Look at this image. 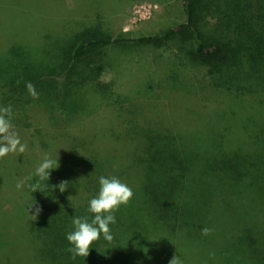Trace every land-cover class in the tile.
Segmentation results:
<instances>
[{
	"label": "trees",
	"instance_id": "trees-1",
	"mask_svg": "<svg viewBox=\"0 0 264 264\" xmlns=\"http://www.w3.org/2000/svg\"><path fill=\"white\" fill-rule=\"evenodd\" d=\"M36 1L41 4L48 0ZM94 1L97 9L88 10L84 15L73 12L68 15H61V12L50 13L55 21L53 29L50 26L47 31L26 28L17 34L6 33L9 34L7 36L0 33V56L5 50H9L11 54L19 45H33L36 41L48 44L61 36L60 40L64 42H57L55 47L61 50L52 58L53 65L57 63V71L52 69L53 65L43 70L40 67L34 69L37 60L30 49L27 52L20 50L13 59L16 61L29 56L35 62L27 69L29 73L23 74L26 68L20 72V67L13 61V73L21 81L0 74V107L9 104L12 106V124L31 126L30 111L34 105L38 106L33 103L25 87L26 82L22 80L24 75L35 77L31 83H35L36 91L43 98L64 96L68 89V94H72L66 100L68 105L59 102L48 106L75 111L81 103L73 91L81 90L80 85L87 84L93 78L98 79L105 65L100 55L104 49L124 45H152L162 48L176 41L184 56L207 67V77L211 75L214 78H224L218 80L209 77L228 91L238 93H235L237 97L241 96L238 98L247 95L243 97V101L252 102L256 111L251 117L253 129H244L242 146L233 148V152L229 150L226 154L202 159L206 164V171L212 178H228L226 175H229V171L237 178H264V0H159L161 3L172 1L171 6L176 9V16L175 20L172 19L156 34H135L123 28L113 30L107 19L113 9L109 5L105 6L106 9H98V0ZM85 2L90 3L88 0ZM8 3L9 0H0V5L7 6ZM78 3L80 5L82 2ZM19 5L25 12L23 4ZM32 10L31 13L36 18V7ZM41 10L43 14L38 13L37 18L49 13L48 7L41 6ZM64 10L71 11L65 7ZM2 18H6L5 14L0 15V20ZM59 24L63 26L62 30H58ZM97 56L100 60L98 62L95 59ZM245 62L249 66H245ZM51 79L61 81V86H46V82ZM69 79L72 86L64 87L65 80ZM249 88L255 90V95ZM182 92L169 91L158 99L133 98L111 104L106 115L97 114L88 121L98 122L97 127L84 126L77 134L68 130L62 134L65 137L63 147L52 148L49 144L48 148L54 150L50 157L59 159L60 162L57 169L50 170L49 180L40 182L43 192L37 190L32 193L28 185L34 184L38 178L33 175L35 171L26 169L22 171V175L33 177L21 190V195L26 199L19 203L16 200L8 202L4 196L0 198V264H6L1 261H7L11 256L24 255L28 245L36 248L41 242L39 256L50 254V259H55L59 254L62 258L66 257V264L68 261L73 262L67 251L71 245L66 240V233L73 230L71 221L74 216H87L90 220L93 218V214L88 212V206L90 199L98 194L100 176L118 177L134 192L129 203L121 205L115 212L116 223L110 225L115 238L118 237V228L122 225L127 227V219L140 212L146 214V219L157 223L168 214L193 209L192 201L188 198L179 196L177 200L171 193V187L179 179L192 176L188 157L192 148L186 147L182 137L192 136L191 139H194L195 132H202L209 140L212 139L213 144L221 146L225 143L211 130L216 131V125L208 129L210 118L203 108L202 99L199 101L197 97L198 100L192 101L191 112L183 106L188 94ZM260 93L262 95L257 97ZM69 116L68 119H71V114ZM87 117L89 115L81 117V121L86 123ZM194 119L196 121L192 123ZM200 122H207L205 128ZM173 123L176 125L173 126ZM38 133L42 135L41 130ZM52 139L57 140L58 136L53 135ZM198 143L199 140L194 139L195 147ZM170 174L174 177L171 181L167 180L168 184H157L150 180L157 178L163 181L162 178H169ZM61 181L69 182L63 193L52 187ZM140 192L144 195L138 202L137 198L141 195L137 194ZM33 202L42 209L34 221L30 216L34 207L28 211ZM52 224L54 227L48 230V226ZM100 238H103L102 234ZM189 241L195 250H201L209 244L200 229L194 230ZM23 244L26 245L17 247L19 251H16L14 246ZM181 250L176 255L183 264L204 263L201 258L197 262L191 261L184 249ZM195 253L207 255L206 252ZM216 254L223 260L231 261L233 259L230 256L235 252L225 249ZM144 262L142 257L139 263Z\"/></svg>",
	"mask_w": 264,
	"mask_h": 264
},
{
	"label": "rangeland",
	"instance_id": "rangeland-1",
	"mask_svg": "<svg viewBox=\"0 0 264 264\" xmlns=\"http://www.w3.org/2000/svg\"><path fill=\"white\" fill-rule=\"evenodd\" d=\"M9 1L7 6L0 5V15L5 14L6 17L0 20L2 26L0 33L5 36L9 35L6 33L17 34L26 28L47 31L50 26V29H53L55 21L49 15L52 12L54 14L61 12V15H68L70 12L84 15L88 10L97 9L94 0L93 2L88 0L91 1L88 4L85 2L87 0H48L41 4L36 0ZM78 1L82 3L79 5ZM98 3V9L107 5L113 9L107 19L110 20L109 27L115 31L123 28L135 34H156L172 22V19L175 20L176 16V9L171 6L172 1L161 3L159 0H98ZM19 4H23L25 12L20 9ZM41 6L48 7L49 13L37 18L38 13L43 14ZM34 7L36 18L31 13ZM64 7L71 11L66 12ZM62 28L63 26L59 24L58 30ZM60 38L48 44L36 41L33 45H19L11 54L9 50H5L6 52L0 56V74L21 81L12 70L13 59L20 50L24 52L33 50L32 54L37 60L34 69L50 68L53 65L52 58L61 50L55 47ZM60 42L64 43L61 40ZM100 55L105 65L98 79L93 78L87 84L80 85L81 90L73 91L81 103L77 110L48 106L59 102L68 105L66 100L72 95L68 94V89L64 96H52L49 99L43 98V95H39L38 99L31 97L33 103L38 104L30 111L31 126L13 125L21 142L27 146L25 152L9 153L0 158V198L4 196L8 202L16 200L22 203L26 198L21 195L22 189L16 188L18 180L24 178L22 171L26 169L35 171L45 154L49 156L53 154L54 150L48 148L49 144L53 146L52 148L63 147L65 137L62 134L68 130L72 134H77L84 126L97 127L98 122L88 121H91L94 115H106L114 103L133 98L158 99L169 91L182 90V93H187V96L191 97L186 98L183 104L185 109L191 110V103L197 97L199 101L202 99L201 103L209 113L210 122L209 125L207 122L199 124L203 128L207 125L208 129L216 125V131L211 130L225 143H220L221 146L218 143L213 144L212 139L209 140L205 134L195 132L193 138L199 140L195 147L191 135L188 138L182 137L186 147L192 148L188 155L192 176L179 179L171 187V193L177 200L179 196L188 198L192 201L193 209L168 214L157 223L146 219V214L140 212L137 216L127 219V227L122 225L118 228V237H114L111 243L100 238L93 242L86 258L72 259L74 263L68 261V264H168L174 255L182 251L181 249H184L191 261L197 262L201 258L204 261L202 264H264V178H237L231 171H227L228 178H212L205 169L206 164L201 161L211 155L226 154L229 150L233 152V148L242 146L244 129H253L251 117L256 112L252 102L243 101V97L247 95L238 98L241 96L237 97L236 92L228 91L218 81L211 80L224 78H214L211 75H209L211 79L207 77V67L196 64L184 56L176 41L162 48L152 45L112 46L104 49ZM95 59L97 62L100 61L98 56ZM34 63L29 56L14 61V64L20 67V72L26 68L23 74H28L27 69ZM245 66L249 65L245 62ZM57 67V63H54L52 69L57 71ZM245 70L250 71L249 68ZM34 78L32 75H24L22 80L27 83ZM209 80L211 82H208ZM70 82V79L65 80L64 87L72 86ZM50 84L61 86L62 82L51 79L46 82V86ZM249 89L255 95V90ZM261 95L262 93L257 97ZM70 114L72 118L68 119ZM88 115L87 122L83 123L81 117ZM194 121L196 120L194 119L192 123H195ZM172 125L175 126L176 123ZM38 130L42 131V135ZM53 135L58 136V139L53 140ZM152 159L155 158L152 156ZM173 177L174 175L170 174L169 178H162L163 181L157 178L150 180L161 184L167 183V180L171 181ZM137 195H141L137 198L139 202L144 193L140 192ZM181 207L179 204V208ZM51 227L54 225L48 226V230H52ZM205 227L212 229L211 234L203 235L209 244L201 250H195L189 241L190 235L194 230H202ZM41 244L36 248L28 245L24 255H14L1 262L66 264V257L62 258L59 254L55 259H50L52 257L50 254L39 256L41 253L38 254V248ZM25 245L14 247L19 251L17 247ZM225 249L235 252L230 256L234 261L218 257L216 252ZM195 252H206L207 255L200 256ZM141 256L144 263H139Z\"/></svg>",
	"mask_w": 264,
	"mask_h": 264
},
{
	"label": "clouds",
	"instance_id": "clouds-1",
	"mask_svg": "<svg viewBox=\"0 0 264 264\" xmlns=\"http://www.w3.org/2000/svg\"><path fill=\"white\" fill-rule=\"evenodd\" d=\"M29 95L33 99L39 98V93L31 82L25 85ZM13 109L9 104L0 107V158H3L9 153L23 154L26 150V145L23 144L17 132L14 131L12 124ZM59 167V159H53L48 154H45L41 163L35 169L34 176L38 177L34 184H29L32 193L41 189V181L49 180L50 170ZM32 176L24 177L18 180L16 184L17 190H20L24 185L32 180ZM68 181H61L58 185H53V188H58L61 193L67 189ZM99 191L98 194L90 199L88 212L93 214L91 220L87 216H74L71 223L73 230L66 233V240L71 247L67 251L71 254V259L75 260L78 256L87 257L93 242L100 239L101 234L105 241L111 243L114 239L110 225L116 223L115 212L119 210L121 205H127L134 195L131 187L123 182L118 177L100 176L98 179ZM34 207L33 214L30 215L34 221L37 219L42 209L35 202L29 205L28 211ZM212 229L203 228L202 235L211 234ZM168 264H183L182 260L174 255Z\"/></svg>",
	"mask_w": 264,
	"mask_h": 264
}]
</instances>
